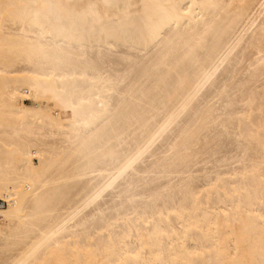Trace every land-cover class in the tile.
<instances>
[{"label": "bare ground", "instance_id": "bare-ground-1", "mask_svg": "<svg viewBox=\"0 0 264 264\" xmlns=\"http://www.w3.org/2000/svg\"><path fill=\"white\" fill-rule=\"evenodd\" d=\"M0 200V264H264V0H0Z\"/></svg>", "mask_w": 264, "mask_h": 264}, {"label": "rangeland", "instance_id": "rangeland-1", "mask_svg": "<svg viewBox=\"0 0 264 264\" xmlns=\"http://www.w3.org/2000/svg\"><path fill=\"white\" fill-rule=\"evenodd\" d=\"M123 50V49H122ZM119 54H121V53H119ZM116 55V54H115ZM119 56V55H118ZM25 103L27 104V105H32L33 104V101L32 100H30V99H26L25 100ZM40 104H42V105H44V102L43 101H40ZM1 202H0V206H5L7 203H3L2 202V200H0ZM3 204V205H2Z\"/></svg>", "mask_w": 264, "mask_h": 264}]
</instances>
